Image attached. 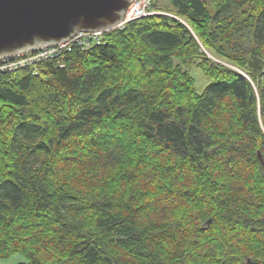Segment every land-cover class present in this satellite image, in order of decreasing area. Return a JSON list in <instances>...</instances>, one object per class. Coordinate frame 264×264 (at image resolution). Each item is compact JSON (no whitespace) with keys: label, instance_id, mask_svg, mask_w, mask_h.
I'll return each instance as SVG.
<instances>
[{"label":"trees","instance_id":"16d2710c","mask_svg":"<svg viewBox=\"0 0 264 264\" xmlns=\"http://www.w3.org/2000/svg\"><path fill=\"white\" fill-rule=\"evenodd\" d=\"M151 9L0 72V260L264 264V0Z\"/></svg>","mask_w":264,"mask_h":264},{"label":"water","instance_id":"95a60500","mask_svg":"<svg viewBox=\"0 0 264 264\" xmlns=\"http://www.w3.org/2000/svg\"><path fill=\"white\" fill-rule=\"evenodd\" d=\"M130 0H0V54L11 55L70 37L107 31L123 19Z\"/></svg>","mask_w":264,"mask_h":264},{"label":"built area","instance_id":"2783aa9c","mask_svg":"<svg viewBox=\"0 0 264 264\" xmlns=\"http://www.w3.org/2000/svg\"><path fill=\"white\" fill-rule=\"evenodd\" d=\"M154 0H130L123 19L116 25L118 28L136 18L146 16L157 11L151 9ZM115 28V27H114ZM104 31H77L70 37L49 44H42L34 48L19 50L7 55L0 54V72L26 69L32 74L39 73V63L43 60L56 59L60 66H63L64 54L76 45L81 49H87L94 44L101 42V35Z\"/></svg>","mask_w":264,"mask_h":264},{"label":"rangeland","instance_id":"374dc122","mask_svg":"<svg viewBox=\"0 0 264 264\" xmlns=\"http://www.w3.org/2000/svg\"><path fill=\"white\" fill-rule=\"evenodd\" d=\"M209 7L211 10L212 7L209 4ZM153 10V9H152ZM190 72V74L193 76L195 80V89L198 93L202 92L203 89L211 82L209 78H206L201 70L195 65V63L188 64L186 66ZM26 261L25 257L22 256L21 254H13L9 258L1 259L0 263L1 264H15L18 262H23Z\"/></svg>","mask_w":264,"mask_h":264}]
</instances>
